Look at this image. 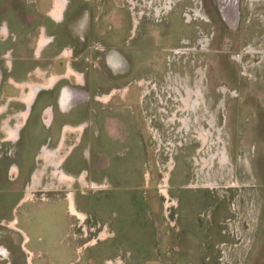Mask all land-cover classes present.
I'll return each mask as SVG.
<instances>
[{
  "label": "rangeland",
  "instance_id": "1",
  "mask_svg": "<svg viewBox=\"0 0 264 264\" xmlns=\"http://www.w3.org/2000/svg\"><path fill=\"white\" fill-rule=\"evenodd\" d=\"M51 2L0 0V264H264V0H239L234 29L214 0H58L63 46L33 27ZM61 55L90 99L67 138L30 140Z\"/></svg>",
  "mask_w": 264,
  "mask_h": 264
},
{
  "label": "flooded vegetation",
  "instance_id": "2",
  "mask_svg": "<svg viewBox=\"0 0 264 264\" xmlns=\"http://www.w3.org/2000/svg\"><path fill=\"white\" fill-rule=\"evenodd\" d=\"M214 1L215 4L217 5V9L219 11L220 17L223 23L227 26V28L234 29L235 27H237L240 19V12L238 5L239 0H236V4L232 2V0H214ZM52 4L53 3L51 2L50 7L45 12L39 11V9L36 8H34L31 11V13L33 14V18L35 17L33 19L34 23L32 22L34 24L33 27H35L38 23H40L39 26L43 24L42 26H45L46 28L47 27L50 28L51 24H57V25L59 24L60 29L58 28V30L62 31V41L64 44V25H66L64 24V17H65L64 6L56 7L50 14V10L52 9ZM236 16H237L236 25L234 27H231L228 24V21L231 20L233 17L235 18ZM77 26L81 27L80 25ZM53 29H57V28H53ZM53 42H56V40H53ZM63 57L64 56L61 55L60 58H57L55 62V64L56 63L57 64L55 66L48 65V69L44 70L43 72L44 77H41L40 75L37 76L36 74H34L35 76L38 77V80L43 79L42 81H46V82L34 83L32 87L33 90L30 93L31 95L27 98V105L29 104L28 105L29 108H27L28 111L27 117H28L29 125L31 127L30 130L32 132V134L29 136L30 140L52 143V142H56L60 137H62V139L63 137H66L63 134L64 123L75 122L73 120L70 121L69 118H73L74 116L73 114L78 111L77 107L80 106L82 102H84V99L86 100L90 99L91 93L89 92L88 89H86L87 87L84 86L85 85L84 81L80 83V81H77L75 79L71 80L70 77L64 76V68L66 66L65 64L66 62ZM104 58H106V60H108L107 62L113 65L114 68H116V70L121 68L122 63H120V61L117 59V58H121L120 56L109 54V56H105ZM59 65L63 67V70L60 73H58L57 76L55 75L54 78H51L49 80L48 79L49 72L52 75V73L58 69ZM0 78H1V72H0ZM128 80L129 79H127V82ZM131 83L135 84L134 82ZM52 90L53 92H55L53 100H51V102H46V104L44 102L45 108H42L44 106L42 99L43 100L47 99L49 94H51L50 92ZM134 91L137 96L138 89L135 87V85H134ZM127 94L128 92L125 95L127 96ZM115 95H116L115 92L111 93V98L113 99ZM94 100L97 101L99 99L97 100L94 99ZM101 108L102 107H100V109ZM26 122L27 121H25L24 125H26ZM40 125L46 129L45 130L46 133L40 131V129L38 128V126ZM51 129L54 130V133H50L49 130ZM11 131H9L10 133L8 132L9 134L8 136L14 137L15 130H11ZM43 154L47 156V154L50 155L51 153L44 152Z\"/></svg>",
  "mask_w": 264,
  "mask_h": 264
},
{
  "label": "crops",
  "instance_id": "3",
  "mask_svg": "<svg viewBox=\"0 0 264 264\" xmlns=\"http://www.w3.org/2000/svg\"><path fill=\"white\" fill-rule=\"evenodd\" d=\"M58 2V0H53V3H54V7H52V9L50 10V12H52L55 8H56V3ZM75 26H73V24L72 23H66V28H64V43L65 42H68V41H70V39H69V37H68V33H69V31L70 30H72V28H74ZM77 28V27H76ZM33 29V28H32ZM43 30H44V33H46V31L45 30H47V29H44V28H42ZM92 30H93V28H92ZM31 31H35V29L34 30H31ZM66 31V32H65ZM67 31H68V33H67ZM36 36H37V34L35 35V39H34V42H32V44H31V42H28L27 43V46H38V44H39V42H38V37L36 38ZM31 37V36H30ZM65 37H66V39H65ZM83 39L84 38H82L81 39V41H83ZM32 41H33V38H32ZM56 42H57V40H56ZM56 42H53V43H50L49 44V46L50 47H54V49H56L57 50V47H60V46H63V45H61V44H63V41H62V38H61V41H60V46H59V44H56ZM78 43H81V42H78ZM76 47V45H73V47ZM55 50V51H56ZM65 58H68L67 60H65V64H66V66H65V68H66V70L68 71V68H69V64H70V62L72 63V61H70V59H71V57L70 56H67V57H65ZM34 59V57L33 58H28V59H25V58H21L20 60V63L18 62L17 63V61H15V62H12L13 64H12V68H13V72H14V77L15 78H17V76H20V74H22V73H24V69H26L27 68V64H30L31 63V61ZM45 60L44 61H46V59H50L49 61H50V64L52 65V66H55V62H56V60H57V58H44ZM82 59V60H81ZM88 62V60L87 59H85V58H76V60H75V63L76 62H79V63H84V62ZM78 63V64H79ZM17 64H19V67H17ZM30 66V65H29ZM76 69H78V68H76ZM66 71V72H67ZM13 79V78H12ZM16 80H18V79H16ZM80 107L81 106H78L77 107V109L79 110L80 109ZM78 113L76 114V116L80 113V111H77ZM78 117H80V116H78Z\"/></svg>",
  "mask_w": 264,
  "mask_h": 264
},
{
  "label": "water",
  "instance_id": "4",
  "mask_svg": "<svg viewBox=\"0 0 264 264\" xmlns=\"http://www.w3.org/2000/svg\"><path fill=\"white\" fill-rule=\"evenodd\" d=\"M232 2H234L236 4V0H232ZM234 4V5H235ZM236 22H237V16L234 18H232L231 20L228 21V24L231 26V27H234L236 25Z\"/></svg>",
  "mask_w": 264,
  "mask_h": 264
},
{
  "label": "bare ground",
  "instance_id": "5",
  "mask_svg": "<svg viewBox=\"0 0 264 264\" xmlns=\"http://www.w3.org/2000/svg\"><path fill=\"white\" fill-rule=\"evenodd\" d=\"M62 177V176H61ZM64 178V177H63ZM71 204H72V202H71Z\"/></svg>",
  "mask_w": 264,
  "mask_h": 264
}]
</instances>
